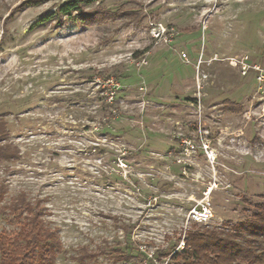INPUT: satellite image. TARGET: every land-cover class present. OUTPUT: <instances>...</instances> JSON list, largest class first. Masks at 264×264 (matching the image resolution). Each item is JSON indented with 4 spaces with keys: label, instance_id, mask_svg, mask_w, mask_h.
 <instances>
[{
    "label": "rangeland",
    "instance_id": "obj_1",
    "mask_svg": "<svg viewBox=\"0 0 264 264\" xmlns=\"http://www.w3.org/2000/svg\"><path fill=\"white\" fill-rule=\"evenodd\" d=\"M24 1L0 0V117L20 151L0 162V232L23 194L60 237L55 264H167L155 252L182 250L192 208L210 203L198 225L243 219L264 195V81L233 62L264 63V0H97L117 16L88 26L41 21L71 0Z\"/></svg>",
    "mask_w": 264,
    "mask_h": 264
},
{
    "label": "trees",
    "instance_id": "obj_2",
    "mask_svg": "<svg viewBox=\"0 0 264 264\" xmlns=\"http://www.w3.org/2000/svg\"><path fill=\"white\" fill-rule=\"evenodd\" d=\"M94 2L97 0L65 2L41 21L53 19L60 26L66 17L88 26L117 16L100 3L87 9ZM31 3H35L34 0H26L22 5ZM8 135L7 124L0 117V162L20 158L18 147L7 140ZM3 193L0 185V197ZM45 209L40 200L28 201L23 194L9 204V222H16L19 228L0 232V264L56 263L62 245L58 234L45 225ZM241 212L243 219L225 222L220 227L193 222L184 232L182 250L178 248L182 237L179 235L171 246L158 249L155 258L167 259V264H264V195L255 201L244 199ZM111 253L125 262L131 258L129 253L118 249Z\"/></svg>",
    "mask_w": 264,
    "mask_h": 264
},
{
    "label": "built area",
    "instance_id": "obj_3",
    "mask_svg": "<svg viewBox=\"0 0 264 264\" xmlns=\"http://www.w3.org/2000/svg\"><path fill=\"white\" fill-rule=\"evenodd\" d=\"M166 31V32H165ZM167 33V30H163V32H158L157 36H160L161 34ZM183 58H186V54H182ZM233 65L238 66L241 74L243 76L247 75L249 72H252L254 74L255 81L260 84L264 81V63H253L251 60H249L248 56H242L240 60L233 62ZM182 145L184 147L185 152H190L194 149V144L191 139L185 138L182 140ZM189 216L191 218L192 222H207L212 217V209L209 202H205L201 204L200 206H196L192 208L189 212Z\"/></svg>",
    "mask_w": 264,
    "mask_h": 264
}]
</instances>
